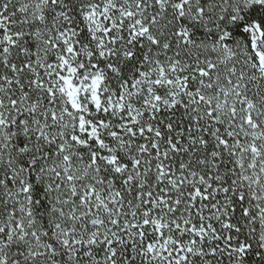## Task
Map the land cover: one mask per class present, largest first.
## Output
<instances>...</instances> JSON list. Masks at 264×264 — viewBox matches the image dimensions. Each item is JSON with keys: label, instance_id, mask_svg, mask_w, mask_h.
<instances>
[{"label": "snow or ice", "instance_id": "obj_1", "mask_svg": "<svg viewBox=\"0 0 264 264\" xmlns=\"http://www.w3.org/2000/svg\"><path fill=\"white\" fill-rule=\"evenodd\" d=\"M0 264H264V0H0Z\"/></svg>", "mask_w": 264, "mask_h": 264}]
</instances>
